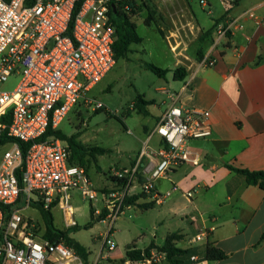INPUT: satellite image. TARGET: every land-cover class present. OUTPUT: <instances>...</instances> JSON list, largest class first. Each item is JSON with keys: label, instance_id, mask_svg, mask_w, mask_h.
I'll return each mask as SVG.
<instances>
[{"label": "built area", "instance_id": "built-area-1", "mask_svg": "<svg viewBox=\"0 0 264 264\" xmlns=\"http://www.w3.org/2000/svg\"><path fill=\"white\" fill-rule=\"evenodd\" d=\"M0 0V83L15 77L11 91L0 90V133L6 129L10 148L0 158V264H84L63 238L50 241L37 224L23 215L24 209L59 207L67 227L76 225L73 194L99 203L92 208L98 221L106 223L100 251H113L112 230L130 207L134 195L155 204L163 197L155 180L166 178L182 163L197 164L188 148L191 139L211 134L205 112L176 104L177 97L160 114L128 167L110 168L111 188L96 190L87 171L71 160L66 141L55 135L41 139L48 129L57 130L69 111L114 66L115 27L109 0ZM223 15L214 23L211 50L231 46V37L244 28L240 17L230 13L240 0H218ZM202 5H207L201 0ZM257 24L263 20L254 14ZM239 55L237 46L230 47ZM216 59L207 55L196 68L213 67ZM94 110L103 105L92 99ZM158 137V143L151 144ZM18 142L24 144L25 150ZM187 196L191 193L187 192ZM16 204L7 211L6 207ZM5 212L9 215L5 220ZM203 235L195 236L200 240ZM165 252L150 250L130 264L161 262ZM192 261L195 256L190 257ZM98 264V260L95 263Z\"/></svg>", "mask_w": 264, "mask_h": 264}, {"label": "crops", "instance_id": "crops-1", "mask_svg": "<svg viewBox=\"0 0 264 264\" xmlns=\"http://www.w3.org/2000/svg\"><path fill=\"white\" fill-rule=\"evenodd\" d=\"M158 2L161 8H174L164 15V22L174 27L172 33L188 37L194 18L182 5L183 2L191 5L190 0ZM247 13L254 14L263 23L257 24ZM230 14L240 17L244 25L230 40L231 46L239 48V55H235L231 46L211 50V35L201 40L202 34L198 50L202 51L203 57H214L215 65L197 69V54L195 59V54L190 56L188 49L181 46L173 52L174 63L175 68H185L186 77L183 80L172 77V90L164 94L161 106L155 107L149 104L151 101L143 99L146 103L144 116L150 124L142 125L136 153L174 97H177V105L205 112L211 134L187 142L188 148L197 155V164L182 163L166 178L155 180V188L163 197L161 204H155L143 195L132 196L124 214L127 212V217L142 220L143 225L137 224L140 231L125 245L122 254L117 252V244L108 252L114 264H130L131 259L126 258V249L130 245L143 250L153 244V250L165 252L161 247L169 236L175 248L188 251L173 256L176 264H264V190L247 184L242 174L231 169L264 170V0H240ZM222 15L211 18L208 25L199 23L208 26L209 30ZM142 22L144 24L143 19ZM183 44H187L184 39ZM174 69L168 70L173 72ZM158 140L154 136L151 144L155 146ZM133 157L129 155L125 161L113 165L115 168L128 167ZM113 181L111 177V183L102 189L111 188ZM187 192L191 195L187 196ZM149 212H154L152 223L143 219ZM70 228L64 223V229ZM143 230L151 231L148 240ZM200 234L203 235L201 239L194 240ZM69 236L74 238L70 231ZM140 242L142 247L138 246ZM209 243L220 249L225 257L205 259ZM108 253L103 249L98 257L105 258ZM191 256L196 260L192 261ZM155 264L171 262L165 256Z\"/></svg>", "mask_w": 264, "mask_h": 264}, {"label": "rangeland", "instance_id": "rangeland-1", "mask_svg": "<svg viewBox=\"0 0 264 264\" xmlns=\"http://www.w3.org/2000/svg\"><path fill=\"white\" fill-rule=\"evenodd\" d=\"M133 1L138 5L144 3L145 7L149 6L151 10L150 26H145L142 22L147 16L145 8L130 16L131 21L137 25V33L142 37V42L132 44L127 58L117 60L112 69L85 93L84 99L73 106L57 126V130L66 136L76 135V140L86 147L87 151L81 157L76 156L74 162L87 171L92 187L96 190H101L111 183L109 168H115L116 165L113 164L123 162L129 155L136 153L142 125L150 124L148 117L144 116L145 104H137L138 98L151 101L149 104L158 107L162 105L164 94H169L172 90L170 87L173 82L172 72H168L164 77H158L145 64L151 63L172 70L175 68L173 52H177L181 46L188 49L190 56L195 54L196 59L200 36L209 28L205 25L209 24L211 18L223 13L218 0H204L207 5H202L201 0H190L189 6L183 2L182 8L189 11L194 21L192 29L188 31V37L187 35L181 37L172 33L174 30L172 24L164 22V15L167 11H174L173 6L161 8L158 0ZM213 24L214 22L212 26ZM183 39L188 46L183 44ZM16 84L17 79L9 77L6 82L0 83V90L11 91ZM86 99L100 102L103 107L94 110L93 105L89 106L86 103ZM9 148L10 145L6 143L0 146V158ZM96 148L104 149L106 152L99 154L92 150ZM71 205L76 209L74 215L76 226L69 231L89 251V263L98 260V264H114L108 252L105 258L98 257L107 227L106 223L97 221L91 210L100 207V204L82 200L74 193ZM50 211L53 225L65 230L63 213L59 207H53ZM22 213L26 219H32L37 224L40 233L45 232L38 209L27 208ZM153 214L154 212L144 214L143 219L152 223ZM137 224L142 226L143 221L127 217V212L117 219L113 230L115 233L112 235V240L118 245L117 252L122 254L125 245L140 231ZM143 233L146 239L151 235V231L148 230H143ZM138 246L142 247L143 243H138Z\"/></svg>", "mask_w": 264, "mask_h": 264}, {"label": "trees", "instance_id": "trees-1", "mask_svg": "<svg viewBox=\"0 0 264 264\" xmlns=\"http://www.w3.org/2000/svg\"><path fill=\"white\" fill-rule=\"evenodd\" d=\"M33 1L34 0H24V3L31 4ZM82 1L83 0L77 1L75 5V12L79 9V6ZM142 8H145L147 12V16L144 20V24L149 26L152 20L150 15L151 10L149 9V6L145 7L144 3L142 5H138L133 0H109L108 15L115 27V41L113 43V52L116 61L119 60L120 58L127 57V54L130 52L129 47L131 44L133 43L138 44L141 42V37L137 34L136 31V24L133 21H131L130 16L135 15V13L140 11ZM213 28H214V24L208 31H206V33H204L201 36V40L210 36L213 31ZM202 58H203V53L199 49L197 51V60L200 61ZM145 66L158 77H164L169 72L168 69L160 68L151 63H146ZM172 73H173L172 77L174 80H183L187 75V71L182 66L176 67ZM139 103L142 105L146 104L141 97L138 98L137 104ZM138 110L141 111L140 109ZM0 122L2 124L3 123L8 124L9 121L6 118H2ZM50 135H55L57 138L64 140L68 143L71 151L72 161H74V158L76 156L81 157L87 151L86 147H84L82 143L76 140L77 137L76 135L66 136L59 130L53 131L51 129H48L45 135L41 139H44ZM10 140L11 138L7 136L6 129H4L0 133V146L9 142ZM18 144L22 148V151L24 152L25 150L24 144H21L20 142H18ZM92 150L98 152L99 154H104L106 152L104 149H100V148H96ZM231 169L234 170L235 172L242 174L245 177L247 184L258 186L259 188L264 190V170L248 171L245 169H235V168H231ZM14 206H16V204L7 206L6 207L7 211ZM38 210L40 212L42 221L45 226V232L43 235L44 238L49 239L50 241H55L58 238H63L65 240V243L69 247H71L82 258L84 264H90L88 261V257L90 253L87 250V248L83 246L80 242L69 236V230L71 228L65 230H60L56 228L53 225V217L51 211L45 210L43 208H38ZM8 217L9 215L6 214L5 212V220H7ZM171 238H172L171 236L166 238V241L164 245L161 247V250L165 251L167 261L171 262V264H176V261L172 259L173 256L187 254L188 251L175 248L171 244ZM262 238H264V233L262 235ZM152 248H154L153 244H151L150 246L146 247L143 250L135 248L134 245H130L126 249V258L131 260H140L144 256L149 255V252ZM224 257L225 254L220 249L215 247L213 244L210 243L207 244L205 251V259L220 260L223 259Z\"/></svg>", "mask_w": 264, "mask_h": 264}, {"label": "water", "instance_id": "water-1", "mask_svg": "<svg viewBox=\"0 0 264 264\" xmlns=\"http://www.w3.org/2000/svg\"><path fill=\"white\" fill-rule=\"evenodd\" d=\"M113 7V6H112Z\"/></svg>", "mask_w": 264, "mask_h": 264}]
</instances>
